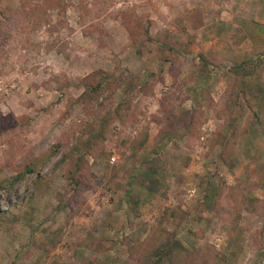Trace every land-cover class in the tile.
<instances>
[{
  "label": "rangeland",
  "instance_id": "374dc122",
  "mask_svg": "<svg viewBox=\"0 0 264 264\" xmlns=\"http://www.w3.org/2000/svg\"><path fill=\"white\" fill-rule=\"evenodd\" d=\"M215 1L0 0V264H264L263 90L191 48Z\"/></svg>",
  "mask_w": 264,
  "mask_h": 264
},
{
  "label": "crops",
  "instance_id": "0c3cea01",
  "mask_svg": "<svg viewBox=\"0 0 264 264\" xmlns=\"http://www.w3.org/2000/svg\"><path fill=\"white\" fill-rule=\"evenodd\" d=\"M233 3L231 7L229 0L214 2L213 15L203 17L199 29H191L196 34L191 48L228 66L258 58L259 73L253 78L264 95V0H232Z\"/></svg>",
  "mask_w": 264,
  "mask_h": 264
},
{
  "label": "trees",
  "instance_id": "16d2710c",
  "mask_svg": "<svg viewBox=\"0 0 264 264\" xmlns=\"http://www.w3.org/2000/svg\"><path fill=\"white\" fill-rule=\"evenodd\" d=\"M144 34L149 40L151 39L148 30H145ZM257 65V60L248 59L238 64H231L230 66L226 67V71L232 74L237 80V82L235 81L236 85L232 90V95L234 94L236 97L237 95L244 93L253 97L255 93H257V91H260V93H262V90L255 84L253 79L257 70ZM115 81L116 79L114 77L101 70H97L93 73L88 74L84 77L82 82L84 90L80 94V99L84 102H90L95 100L100 94L112 92L116 86ZM82 132L85 131L82 130ZM167 133L169 132H166L164 134ZM145 137L146 133L143 134V139L141 141L134 140V144L132 146L135 148L139 145H142ZM37 168L38 167L28 165V167L24 171L17 173L13 177L7 179L4 182V185H7L10 188L12 184L21 179L26 173L36 171ZM139 182L141 184H144L145 180H143V178H140ZM162 245L161 247H157L152 252L154 257L152 264H167V262L169 264H173V259L175 257H178L179 252H187L182 244L177 240L173 241L171 244H168V246ZM224 262V257L221 255L213 260V264H224Z\"/></svg>",
  "mask_w": 264,
  "mask_h": 264
}]
</instances>
